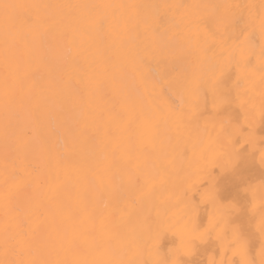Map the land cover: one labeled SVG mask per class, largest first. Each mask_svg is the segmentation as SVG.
I'll return each mask as SVG.
<instances>
[{"label":"bare ground","instance_id":"obj_1","mask_svg":"<svg viewBox=\"0 0 264 264\" xmlns=\"http://www.w3.org/2000/svg\"><path fill=\"white\" fill-rule=\"evenodd\" d=\"M0 264H264V0H0Z\"/></svg>","mask_w":264,"mask_h":264}]
</instances>
